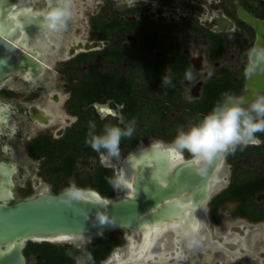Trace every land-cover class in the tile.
Returning <instances> with one entry per match:
<instances>
[{
  "label": "water",
  "instance_id": "95a60500",
  "mask_svg": "<svg viewBox=\"0 0 264 264\" xmlns=\"http://www.w3.org/2000/svg\"><path fill=\"white\" fill-rule=\"evenodd\" d=\"M44 1L40 6V0H0V87L17 77L37 83L46 74L48 66L42 57L48 50L36 41L42 17L39 11L27 18L22 15L26 5L44 9L55 2ZM251 24L256 29L257 43L259 31ZM262 29L260 44H264ZM60 34L56 33L49 43L52 51L60 46ZM5 111L0 103V129L5 126ZM224 159L225 154H221L209 162L194 164L191 157L155 140L130 151L113 165L116 173L124 172L127 178L126 187L118 191L117 197L102 195L93 187H77L75 198H70L66 188L52 193L43 187L17 201H13L12 191L16 165L0 161V264H25L24 248L30 240L54 243L51 238L61 235L86 236L89 240L123 229L131 231L132 239L137 241L141 234L150 237L155 232L158 236L171 223L184 225L186 221L196 233L205 225L212 239L229 249L236 248L237 244L225 241L224 235H217L207 207ZM103 163L111 167L106 160ZM145 251L143 247L136 259L142 258ZM259 255L264 257V252Z\"/></svg>",
  "mask_w": 264,
  "mask_h": 264
},
{
  "label": "rangeland",
  "instance_id": "374dc122",
  "mask_svg": "<svg viewBox=\"0 0 264 264\" xmlns=\"http://www.w3.org/2000/svg\"><path fill=\"white\" fill-rule=\"evenodd\" d=\"M121 1V0H120ZM127 1V0H126ZM131 1V0H128ZM136 1V0H133ZM174 2H182V0H173ZM227 7L232 10L240 7L239 2L243 0H224ZM247 3L254 7H263L264 8V0H245ZM89 3H83V0H72L73 10L72 16L67 23L66 28L61 31L59 36L60 39V47L51 51L53 53L49 54V66L46 74L40 80V85L44 86L42 89L35 90L29 84L21 83L17 78L13 79V82L19 84H15L14 88H21L20 92L17 93H32V96L39 98L42 92L47 91H57L64 98L69 96L68 92V82L69 77H81L82 73L85 70L93 69L96 72L100 71H110L115 73L117 76L126 78L131 80L133 83V90L143 102L142 113L139 117L135 118V131L131 138L122 137L121 140L124 143L120 142V149L122 154H126L138 147L145 146L151 141L161 140L165 144H169L173 137L175 136L177 129L180 127H186L191 123L196 122L192 116L191 108L187 107L188 101L193 99L200 98L199 88L197 87L196 93H194L195 85L197 82H182V91L181 95L175 102H167L164 98V92L162 91V86L160 84L161 77L164 75L165 70H161L155 76L150 78H146L143 75L142 69L139 65L138 60L134 56L130 57H121L114 58L109 57L98 52L93 53L91 57L87 59L86 62L82 66L78 65H70L66 64L69 56H65L66 45L69 41H72L74 38L78 39H89L90 34L95 31L94 27H89V18L88 15L91 13L87 8H90L92 12H96V8L92 9V0H88ZM184 5H188L187 2H184ZM40 6L43 5V2H39ZM194 5V4H192ZM189 4L190 7H193ZM83 6V7H82ZM153 10H156L153 5ZM218 9L214 7V4L202 3L196 6V11L198 14L204 19L216 16L218 14ZM157 11V10H156ZM170 7H164L163 13L169 14ZM234 30V29H233ZM233 30H230L229 40L227 43V47L223 56L218 59V65H225L230 67L234 72L238 73L241 66L245 64L246 57L243 50L240 48L241 44L237 38L233 35ZM196 34H180V37L184 41H186L185 47H183V51L189 57H198L201 60V65L203 66V70L201 75L207 72V76H212L216 71L215 62L213 60L208 59V50L206 44L203 43L201 36H195ZM195 36V39H194ZM137 38V36H136ZM256 34L254 31L251 45L255 42ZM134 37L128 38L127 36H122L118 40V45L122 46L125 50H127L131 54L142 52V48L138 47L134 42ZM134 40V41H133ZM102 48V47H101ZM101 49H97L94 51H98ZM164 55L160 49L154 52V55ZM206 78V76L204 77ZM10 85V84H9ZM9 85H6V89H10ZM8 86V87H7ZM13 89H10V91ZM249 92V88L247 85V79H245L244 87L242 91L237 94L240 96H246ZM16 93V94H17ZM264 93L262 91L260 94ZM16 95V99H17ZM21 99V97H19ZM250 101V100H249ZM248 101V102H249ZM43 103L49 105L53 109H60L62 111H67L65 106L55 104L53 102H44ZM26 104V103H23ZM247 104V102L245 103ZM94 109L91 106L87 107L86 114L89 119L95 118V114L99 116L101 119H105L107 123L115 124V118H117L118 123H126L128 121H124L123 116L121 115V104L114 103L111 99L107 100L103 103H94ZM17 122L20 124L21 132L25 133V139H18L16 142V147L19 148L20 152L25 151L24 145L27 136L30 137L37 132L43 131V129L38 126L35 122H31L25 114L19 115L17 117ZM75 119V117L73 118ZM133 119V118H132ZM130 119V120H132ZM124 126V124H123ZM121 126V127H123ZM255 142L248 144L243 149L237 147L234 152H230L229 155L226 156V162L224 167L222 168L221 173L227 176V179H224L220 182V186H217L213 192V197L217 196L221 188L227 186L228 181L230 180L236 182L239 180H244L255 176L256 174L264 172V131L255 133ZM259 147V148H258ZM186 156H190L189 153L184 152ZM82 156V155H81ZM98 154L92 152L87 153L86 162H77L76 168L73 173L68 175H62L58 179H54V175H42L40 177L37 174V165L23 163L21 164L24 168L30 169L31 174H21L17 173L16 178V188L15 193L18 198H23L26 196V191L30 185L32 189V193L36 192V190H40L41 187L45 185L49 187L52 191L55 186H61L63 184L69 185L70 182L74 183L76 187H79L78 181L84 180L88 183L87 187H92L90 184V180H95V178L101 172H108V170L98 169L101 167L100 158ZM112 168V167H111ZM97 169V170H96ZM96 170V171H95ZM116 167L112 168L113 174L116 173ZM68 187V186H67ZM65 188V187H64ZM54 191V190H53ZM119 190H114V194L111 197L119 196ZM212 197V198H213ZM217 202V201H216ZM215 202V203H216ZM212 202L211 200L207 203V207L211 209ZM264 209V199L262 196H255L251 199L250 209ZM218 221L217 224L219 226V232H224L227 230L230 223L243 221V222H253L255 224H263V221H255L250 219L248 215H243L234 210H218L216 212ZM119 237L121 238V242L113 247L110 251L109 255L100 261L97 264H101L103 261L107 260L111 253L117 249L124 248L128 240L125 237L126 230H119ZM171 233H166L168 239L171 238ZM253 240L252 247L254 249V253H243L241 255L229 256L228 253L225 252L224 249H213L210 254H202L195 255L190 254L188 256L183 255L181 258L182 263L180 264H264L262 258L259 255V250H264V231L256 230L253 231ZM166 239V246L169 247L171 245V241ZM93 240L92 239H76V240H67L62 242H54L55 244H65V243H81L86 244ZM200 240V239H199ZM37 256L31 254L26 261V264H36Z\"/></svg>",
  "mask_w": 264,
  "mask_h": 264
},
{
  "label": "flooded vegetation",
  "instance_id": "af4514ba",
  "mask_svg": "<svg viewBox=\"0 0 264 264\" xmlns=\"http://www.w3.org/2000/svg\"><path fill=\"white\" fill-rule=\"evenodd\" d=\"M40 2H43L42 6H44V3H45L44 0ZM184 2H187L188 5H184L185 4ZM209 2H211V4H214V7L218 9L217 15L221 14L224 18L232 22L231 27H225V26L222 27L216 24L214 21L215 16L212 17L211 19L206 18L203 20V18L196 11V6L198 4L205 3V2H201L200 0H182V2H174L173 0H136V1H133V0L131 1H128V0L127 1L126 0H121V1L120 0H92L91 7L92 9L96 8V12H92L90 8H87V10L91 12L88 15L89 27L91 29V26H93L95 31H93V33L90 34L91 37L89 39H85V40L92 41V42L101 40L103 42V45L93 50L75 51L71 56H69V59L67 60L66 64L68 63L73 66L74 65L82 66L84 62H86L87 59L91 57L93 53L95 52L102 54L101 51L109 47H122L118 45V40L122 36H127L128 38L134 37L135 38L134 40L136 41L134 40L133 41L137 44L138 47H142L140 45L141 33L135 27V23L140 24L142 22L145 23V28L148 32H152V30L155 28L161 34V36H163L164 46L167 45L169 41L173 40L176 42V44L179 47H185L187 42L184 41L182 37H180V34L182 35L183 33L192 34V35L196 34L195 36H201L203 43L206 44L207 47H209L208 59L210 60V57H209L210 47H217V44L213 36H218L220 38H223L224 43H225L224 47H227V43L229 40V34H231L228 32L234 29L233 35L239 41L237 34H242L244 36L248 35L247 30L239 24L240 21L249 24L253 28L256 34L255 27L251 24L249 20L245 19L241 15L242 11L248 13L254 18L264 20V8L255 7L259 9L260 12L263 14V16H255V14L252 11H249L247 9L246 4H249V3H247L245 0L239 2L240 7L236 8V12L235 10H232L229 7H227L224 0H209L206 3H209ZM83 3H89V2L88 0H83ZM189 4L191 5L194 4V5H192L193 7H190ZM153 5L157 11L153 10ZM164 7H170L169 14L163 13ZM72 10H73V5H72ZM195 36H194V39H195ZM97 49H101V50L94 51ZM182 52L186 54L183 51V48H182ZM82 53H88L85 56L84 60L76 59L73 61V59L77 58ZM189 60H190L193 72L199 73L200 77L196 80L193 79V76L191 80H187L183 77L181 83L183 81L185 83L197 82L195 85L194 93H196L197 87H198L200 95H202V86H203L204 81L208 78L214 77L215 73L212 76L208 77L207 76L208 73L204 71V73L201 75L200 72H202L203 70V66L201 65V60L198 57H192V58L189 57ZM213 61L215 62V65H217L215 71L219 67L225 66V65H218L219 64L218 59H214ZM89 71L96 72L93 69H90V70H85L82 73L81 77L67 76L69 78V82L67 83L69 96L67 98H64V96L61 95L62 101L60 102L59 105L63 104V106H65L68 112L62 111L60 109L59 110L61 112H64L66 115L70 117L71 120L68 123H63V122L58 121L48 126H44L41 123H37L33 120L32 115H31V110H30L31 105L36 102L43 103L42 95L44 92L40 94L39 98H36L35 96H32V93H24V92L17 93L16 91L20 92L21 88H14L11 85H9V88L13 90L10 91V89L5 88V86L8 84L0 87V103H2L6 109L5 115H3L4 118L2 117V119L5 121V126H3L0 129V161L4 163H12L16 165L17 170L13 174V181H14V185L12 188L13 195H14L13 201H17V200H20L26 197H30L39 191V190H36V192L32 193V189L29 185L26 191V196L23 198L17 197L15 193L16 174L17 173L31 174V170L24 168L21 164L29 163V164L37 165L36 166L37 174L40 177H43L44 175H46L45 171L49 167L50 164L63 163L64 161H66L64 159V156H56L54 153L49 154L47 152H42L39 149V146L41 145L42 147V145L46 141L54 142L56 140H61L66 135L67 131L71 127L79 123V121L81 120V116L86 119H89V117L86 114L87 113L86 110L88 106H91V108L94 109V105H93L94 103H103V102L94 101L90 104H82L80 111L72 103V98L74 95L72 92V87L74 85H78L82 81H85L87 77L86 75ZM102 72H105V70L96 72V73H102ZM205 76L206 78H204ZM17 79H19L20 80L19 82L21 83L29 84L35 90L37 89L40 90L44 87L40 85L39 83L40 81H37V83H30V82L24 81L22 78L17 77ZM16 95L21 97V99H19V97H17L16 99ZM111 100L113 101V99ZM23 103H26V104H23ZM114 103L121 104V109H120L121 111L123 108V103H118V102H114ZM54 110H58V109H54ZM23 114H25L27 119H29L31 122H35L38 126H40L43 129V131L37 132L36 134H33L30 137L27 136V139L25 140V145H24L25 151L20 152L19 148L16 147V142L18 141V139H25L26 132L25 133L21 132L22 127H20V124L17 122L18 120L17 117ZM121 115L123 116L122 111H121ZM8 117H9L10 122L8 121ZM74 117L75 119H73ZM30 148H32V151ZM238 148L239 150L241 149L240 147ZM81 151H82L81 154L76 158V163L79 161L86 162L87 160L86 159L87 150L84 149V147H81ZM183 154L185 155V157H191V156H186L185 153ZM229 154L230 153L225 154L223 167L226 162V156ZM96 158L98 159L100 158L101 167L109 168L112 170L113 166H111L112 168L104 166V163L99 155ZM259 174H264V172L259 173ZM222 178L227 179V176L223 175ZM0 179L2 180L1 176H0ZM242 181L243 180H239L236 182L232 181L231 183V181L229 180L227 186H225L224 188H221V191L217 196L213 197L212 195L213 198L211 197L210 199L212 202V206H211V209L208 208V211H209L210 220L212 221L213 224H217L218 217H217L216 212L218 210L236 209L237 212H239L240 214L248 215L250 219H253L249 215L251 211L252 210L260 211L263 209V208L250 209L249 207V210L244 209L242 211L240 210L241 208H240L239 201L223 200L225 195H227L229 191L231 190L232 186ZM50 192L55 193L53 190L52 191L50 190ZM255 196L256 197L262 196V198L264 199V191L258 192ZM263 219L264 218L259 219V220L257 219H253V220L257 222V221H263ZM237 222H243V221H237ZM237 222H233V224ZM247 223L255 224L253 222H247ZM36 242H39V241H36ZM26 261H27V257H26Z\"/></svg>",
  "mask_w": 264,
  "mask_h": 264
},
{
  "label": "trees",
  "instance_id": "16d2710c",
  "mask_svg": "<svg viewBox=\"0 0 264 264\" xmlns=\"http://www.w3.org/2000/svg\"><path fill=\"white\" fill-rule=\"evenodd\" d=\"M246 7L255 16H263L260 10L254 6L246 4ZM239 24L248 32L247 36L237 34L241 44L240 48L245 53L251 46L254 30L247 23L240 21ZM135 27L141 33L140 45L142 46V52L133 55L122 47H109L101 51V53L114 58L134 56L138 60L143 75L146 78L155 76L158 72L167 68V74L172 77L173 86H162V91L167 102H175L181 95V81L184 77L185 70L190 69L195 80L200 77V74L193 72L189 56L182 52L183 47H179L175 41L171 40L164 46L163 36L155 28L152 32H148L144 22L140 24L135 23ZM213 38L215 39L217 47H210L209 57L211 60L220 59L226 49L224 47V39L218 36H213ZM158 49L165 56L160 54L154 55V52ZM87 54L82 53L73 59V61L76 59L84 60ZM243 67L244 65L236 73L227 66H221L216 70L214 77L204 81L201 97L188 101L187 105V107L191 108L192 116H194L195 120H198L203 114L210 111L212 106L221 99L223 92L231 91L237 95L242 91L245 83ZM86 76L85 81L72 87L74 94L72 103L79 111L82 104H90L94 101L106 102L108 99H113L114 102L123 103L121 111L124 121L137 118L141 115L143 102L134 92L131 80L118 77L110 71L102 73L89 71ZM90 120L96 123L97 132L101 130L103 124L107 123L105 119L99 118L97 114H95V118L93 119H86L81 116L79 123L71 127L61 140L54 142L46 141L42 147L41 145L39 146L42 152L54 153L56 156H64L66 160L63 163L50 164L45 171L46 175H54V179H58L62 175L73 173L76 168V158L82 152L81 147H84L88 154L94 152L84 142ZM115 124L123 126L124 123H118L117 118H115ZM121 143H124V141L121 140ZM30 149L32 151V148ZM99 169L108 170V172L99 173L95 180H90V184L102 195L111 197L114 194V190L107 183L105 177L112 176L113 172L111 169L105 167H100ZM78 185L79 187H87L88 183L84 180H79ZM67 186L65 183L61 186H55L53 190L55 193H58ZM260 191H264V174H256L238 184H234L223 200H237L240 202V210H249L251 199ZM249 215L253 219H262L264 218V209L260 211L252 210ZM119 232V230H114L103 233L94 237L91 242L82 244L91 252L94 264L105 259L113 247L121 242V238L118 235ZM70 247H72L71 243L59 245L49 241H28L24 248V253L27 258L31 254L37 255L36 264H73L72 259L65 255V250Z\"/></svg>",
  "mask_w": 264,
  "mask_h": 264
},
{
  "label": "clouds",
  "instance_id": "9594fccd",
  "mask_svg": "<svg viewBox=\"0 0 264 264\" xmlns=\"http://www.w3.org/2000/svg\"><path fill=\"white\" fill-rule=\"evenodd\" d=\"M35 11H39V33L36 36L38 45L52 43V35L63 31L72 16L69 0H55L50 7L35 9L26 5L22 13L26 18ZM246 62L243 67V76L250 78L257 72H264V44L253 43L245 51ZM184 78L192 79L191 70H185ZM161 86H173L172 77L167 74V68L161 77ZM245 98L231 91L221 94L210 111L203 114L196 122L186 127H180L171 142V151L183 155L190 154L194 164L209 162L217 155L234 152L237 147L243 149L248 144L255 142V133L264 131V93L256 94L247 104ZM94 121L88 122L85 135V144L96 152L103 160L119 158L120 142L122 137L131 138L135 131V118L119 124L105 123L97 132ZM113 190H122L126 187L127 178L124 172L114 173L105 177ZM70 198H75L78 191L74 183L70 182L64 190ZM183 236L189 246L198 243L195 228L187 221L184 223ZM65 255L70 257L73 264H94L90 251L81 243L73 242L72 247L65 250Z\"/></svg>",
  "mask_w": 264,
  "mask_h": 264
},
{
  "label": "bare ground",
  "instance_id": "6f19581e",
  "mask_svg": "<svg viewBox=\"0 0 264 264\" xmlns=\"http://www.w3.org/2000/svg\"><path fill=\"white\" fill-rule=\"evenodd\" d=\"M200 1L206 3L209 0H200ZM69 3L72 4V0H69ZM241 15L245 19L252 22L257 27L259 31L257 43L260 44L262 37L261 33L263 30L262 28L264 27V20L254 18L244 11L241 12ZM214 21L216 24L222 27L224 26L231 27L232 25V22L224 18L221 14L215 16ZM52 37L55 38L56 33H54ZM49 45H50L49 43H44L43 46H41L42 48L48 50L45 52L44 56L42 57V61L47 66H49L48 56L49 54L53 53L51 52L52 50ZM102 45L103 42L101 40L92 42V41H87L85 39L74 38L72 41H69L67 43L65 56H71L75 51L98 48ZM9 84L11 86H14L15 84L18 85L19 82L15 83L13 82V79H11L8 85ZM247 85L249 88V92L247 93L246 96H244L245 98L244 103L247 102V99H253V97L256 94H260L262 91H264V72H257L253 74L250 78L247 79ZM42 99L46 103L53 102L55 104H60V102L62 101V96L57 91H47L43 93ZM30 110L33 120L37 123H41L44 126H48L58 121L63 123H68L71 120L70 117L66 115L64 112H61L59 109L54 110L51 107H49V105L45 103L43 104L41 102L33 103L31 105ZM8 121H9V117H8ZM165 145H169V144H165ZM128 153L122 154V152H120L119 158L105 159V160L109 165L116 166V164L120 163ZM222 176L223 174L221 173L220 170L218 172L219 178L215 184V188L217 186H220V182L223 181L222 179L224 178H222ZM44 187H46L50 191L49 187H47L46 185ZM214 225L217 231V235H224L226 239L225 241L235 243L237 244V247L229 249L224 245H222L221 242L219 243L218 241L212 239L205 225H203L196 233L198 243L189 246L186 238L182 234L184 225L181 222H174L171 223L169 227L166 228L158 236H156L155 232L154 234H151L150 237H145V234L144 235L141 234L137 241L132 239L131 231H126L125 237L128 240L127 245L124 248H120L113 251L110 257L107 260L103 261L101 264H115L117 262L130 259L132 257H135V259L125 264H180L182 263L181 258H183V255L188 256L190 254H195V255L210 254L213 251V249H220V248L224 249L229 256L241 255L243 253L252 254L254 253V249L252 247V240L254 236L253 231L256 230L264 231L263 224H256V225L254 224L252 226V223H247V222H237L234 224L233 223L229 224L227 230L224 232H219V226L217 224ZM167 232L172 234L170 239H168L166 236ZM76 239H87V238L86 236H80V235L77 236L61 235L59 237L51 238V240L55 242H62V241L76 240ZM166 239L171 241V245L169 247L166 246V241H167ZM143 247L144 249L146 248L143 257L140 259L138 258L136 259V256L143 251ZM260 252H264V250H259V253ZM262 260L264 262V257L262 258Z\"/></svg>",
  "mask_w": 264,
  "mask_h": 264
}]
</instances>
